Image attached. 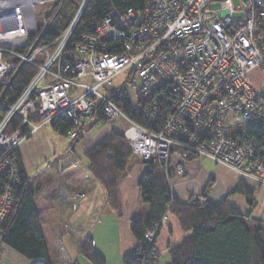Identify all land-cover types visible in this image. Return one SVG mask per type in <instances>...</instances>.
Masks as SVG:
<instances>
[{
  "label": "built area",
  "instance_id": "built-area-1",
  "mask_svg": "<svg viewBox=\"0 0 264 264\" xmlns=\"http://www.w3.org/2000/svg\"><path fill=\"white\" fill-rule=\"evenodd\" d=\"M215 1L220 5L212 10ZM87 2L81 0L54 43L41 45L63 1L57 7L58 0H0V106L6 108L0 121V224L21 182L19 145L59 115L72 119L68 136L75 139L99 104L107 124L123 120L130 125L133 154L159 164L171 194L170 170L182 175L185 163L200 157L263 186L264 89L258 91L245 78L255 70L264 73V38L258 34L264 27V0H240L239 6L234 0H148L139 10L113 8L68 56ZM37 4H48L42 26ZM25 64L36 73L7 105L6 89ZM124 72L121 87L114 88V79ZM86 77L91 83L82 81ZM105 88L108 94L101 91ZM115 98L126 101L138 119ZM15 118L18 126L9 131ZM146 237L155 250L156 230Z\"/></svg>",
  "mask_w": 264,
  "mask_h": 264
},
{
  "label": "trees",
  "instance_id": "trees-1",
  "mask_svg": "<svg viewBox=\"0 0 264 264\" xmlns=\"http://www.w3.org/2000/svg\"><path fill=\"white\" fill-rule=\"evenodd\" d=\"M147 1L88 0L69 41L67 51L72 53L74 44L81 36L92 33L113 8L139 10ZM69 6L66 1L63 2L51 27L41 38L43 45L54 42L67 28L77 8L72 5L73 11L69 10ZM258 34L264 38V27H261ZM35 73V67L25 64L11 80L3 96V102L7 105L13 104ZM115 101L129 117L138 119L126 101L119 98H115ZM100 109L101 104L93 117L102 123L105 118ZM5 112L6 108L0 106V121ZM164 115L161 111L159 124ZM18 123L19 119H13L8 130L15 129ZM85 125L83 124L79 129L76 140L71 144L73 147L81 142ZM51 126L55 132L63 136H68L69 131L74 127L72 119L66 115H59ZM113 126L106 137L86 151L85 156L90 161L91 173L102 184L106 191L107 202L114 209L117 208L118 183L136 162L132 159V150L127 145L124 135ZM253 130L261 136L259 129L253 128ZM17 164L21 182L13 189L12 208L0 224V243L12 247L33 263L43 259V264H52L35 210V194L29 187L27 177L21 168L18 153ZM147 164L148 168L142 174L138 185L141 200L149 205V212L144 217H134L131 220L130 231L135 239V248L123 256V264L159 263L160 254L148 242L146 232L153 230L154 224L160 222L167 212L179 219L182 230L187 234L180 245L169 248L168 264H264V220L251 217L256 206L257 188L242 179L218 205L206 201L205 194H202L194 204H183L171 194L167 175L159 164L157 162ZM232 194L243 195L249 208L241 211L232 206L228 201V196ZM80 253L92 264H105L104 257L96 251L93 239L90 237L81 244Z\"/></svg>",
  "mask_w": 264,
  "mask_h": 264
},
{
  "label": "crops",
  "instance_id": "crops-1",
  "mask_svg": "<svg viewBox=\"0 0 264 264\" xmlns=\"http://www.w3.org/2000/svg\"><path fill=\"white\" fill-rule=\"evenodd\" d=\"M49 133L46 127L39 130L20 144L17 153L29 187L35 194V210L52 264H92L80 253V246L88 237L93 239L94 247L104 257L105 264H123V256L135 248L130 222L134 217H144L149 212V205L141 200L138 185L148 164L137 161L119 181L117 208L113 209L107 202L102 184L91 173L90 161L85 156L86 151L99 142V135L92 130L84 133L80 155L75 152L76 146L70 143L71 148L69 145L66 151L74 155L65 162V153H60L63 146L51 140ZM185 170L182 175L174 173L171 180L173 195L183 204L205 194L206 201L218 205L221 198L242 180L227 167L204 158L191 159ZM248 184L257 188L256 201L261 199L264 203V187L253 182ZM228 201L241 211L249 208L241 194L229 195ZM251 217L264 220V208L258 210L255 206ZM46 226L50 228L49 239ZM103 228L108 230L104 233ZM186 236L179 219L166 213L157 238L159 254L161 249H165L169 256V248L180 245ZM0 264L33 262L7 244L0 243Z\"/></svg>",
  "mask_w": 264,
  "mask_h": 264
},
{
  "label": "rangeland",
  "instance_id": "rangeland-1",
  "mask_svg": "<svg viewBox=\"0 0 264 264\" xmlns=\"http://www.w3.org/2000/svg\"><path fill=\"white\" fill-rule=\"evenodd\" d=\"M63 2H65L64 0H62ZM61 0H58V4H57V7L60 5V3L62 2ZM80 1L81 0H67L66 2L68 3V5H70L68 8H69V10L70 9H72L73 8V6L72 5H75V7L74 8H76L77 6H78V4L80 3ZM234 4H235V6H239L240 5V0H234ZM219 2L218 1H215V2H213V3H211V5H210V8L212 9V10H217L218 8H219ZM62 7V6H61ZM48 8V4L46 5H36V7H35V13L37 14V20H38V24H39V26H40V24L42 23V20L44 19V12H45V10ZM77 9V8H76ZM73 10V9H72ZM74 11V10H73ZM49 17H50V15H49ZM49 17H48V19H49ZM52 25V24H51ZM66 30V29H65ZM65 32V31H64ZM64 32H62V34L64 33ZM62 34H60L59 36H61ZM58 36V37H59ZM57 37V38H58ZM56 38V39H57ZM56 39H55V41H56ZM54 41V42H55ZM54 42H52V43H54ZM40 44L41 45H43L41 42H40ZM49 51H51L50 49H49ZM73 54V51H72V53H69L68 51H67V49H66V55H68V56H71ZM257 72H253V73H251L248 77H246L245 79L248 81V83L252 86V87H254V88H256V89H258V91L259 90H263L264 89V73H263V71H260V70H256ZM127 74H128V72H124V73H122L120 76H118V77H116L115 79H114V81H113V83H114V88H120L121 87V84H122V82H123V80H125L126 79V76H127ZM82 81L83 82H88V83H91V79L89 78V77H86V78H84V79H82ZM81 91H83V89H81ZM101 91L103 92V93H105V94H108V90H107V88H105V89H101ZM99 110V109H98ZM95 119V118H94ZM93 119V120H94ZM90 121V120H89ZM84 124H86L87 125V123H84ZM113 126V123H109V124H107L106 123V121H103L102 123H99L98 122V124L97 125H95L91 130H92V133H96L97 135H99L98 136V139H100V140H102L104 137H106L108 134H109V132H110V129H111V127ZM46 127V129L48 128L49 130H50V132H51V134L49 133V138L51 139V140H55L58 144H59V146H63L62 147V149H61V154H64L65 153V162H67L70 158H71V155H74L71 151H66L67 150V148H68V146L70 145V143H72V142H74L75 140H76V138L75 139H73V140H71L70 138H69V136H63V135H60L59 133H57V132H55L54 130H53V128H52V126L51 125H47V126H45ZM82 127V126H81ZM80 127V128H81ZM113 127H115V129H117V130H119L123 135H124V137H125V139H126V143H127V145L129 146V144H128V142H129V139H130V133H131V128H130V125L127 123V122H124L123 120L122 121H119L118 123H117V125H114ZM44 127H42L41 129H43ZM79 128V129H80ZM84 128H85V126H84ZM83 128V129H84ZM40 129V130H41ZM79 129H78V131H79ZM90 130V131H91ZM78 131H77V136H78ZM84 131V130H83ZM38 132V131H37ZM36 132V133H37ZM84 133H85V131H84ZM34 135V134H33ZM32 135V136H33ZM85 135V134H84ZM32 136H30V137H32ZM83 138H84V136H83ZM82 138V139H83ZM99 140V141H100ZM130 147V146H129ZM69 148H71V145H70V147ZM132 150V149H131ZM75 152H76V154L77 155H80V153H82L83 152V147L81 146V143H79L76 147H75ZM81 156H83L82 154H81ZM200 158H204V159H209V158H205V157H200ZM132 159L135 161V162H141L142 161V159H140L139 157H137V156H135L134 154H133V152H132ZM194 159V158H193ZM191 160V159H190ZM189 160V161H190ZM210 160V159H209ZM64 161V160H63ZM170 162V161H169ZM188 162V161H187ZM186 162V163H187ZM186 163H185V165H186ZM216 164H218V163H216ZM219 165H222V164H219ZM170 166H171V163H170ZM169 166V167H170ZM223 166H225V165H223ZM226 167V166H225ZM229 170H231L232 172H234V173H236L240 178H241V176L237 173V172H235L234 171V169H232V168H229V167H227ZM171 169V167L169 168V170ZM171 171V175H170V180H172V178H173V175H174V173H176V172H174V171H172V170H170ZM185 172H186V170H185ZM185 174V173H184ZM242 179V178H241ZM243 180H245V179H243ZM245 181H247V180H245ZM248 183H249V181H247ZM261 187V186H260ZM262 187H264V185L262 186ZM259 192V191H258ZM225 197H226V195L225 196H223L222 198H221V201H223L224 199H225ZM200 198V197H199ZM177 200V199H176ZM198 199H194V203L197 201ZM178 201V200H177ZM173 203H174V201H172ZM172 203V204H173ZM194 203H190V204H194ZM76 206V205H75ZM74 206V208H76ZM256 206L258 207V210H261V209H263L264 208V203H262L261 202V199L260 200H257L256 201ZM167 213H169V212H167ZM164 220H165V216L162 218V220L160 221V222H158V223H156V224H154V229L156 230V237H155V251H158V249H157V238H158V235H159V232H160V229L162 228V226L164 225ZM155 225H157V227H155ZM108 229H105V228H103V231H104V233L107 231ZM45 232H46V237H47V239H49V237H50V228L48 227V226H46L45 227ZM110 237H112V236H110ZM113 237H114V233H113ZM148 240V239H147ZM148 242H150L149 240H148ZM168 255V253L166 252V250L165 249H161V251H160V261H159V263L158 264H166L167 262H168V259H169V256H167ZM168 258V259H167ZM166 259V260H165Z\"/></svg>",
  "mask_w": 264,
  "mask_h": 264
},
{
  "label": "water",
  "instance_id": "water-1",
  "mask_svg": "<svg viewBox=\"0 0 264 264\" xmlns=\"http://www.w3.org/2000/svg\"><path fill=\"white\" fill-rule=\"evenodd\" d=\"M97 124H98V119L95 118L94 120L89 122L87 125H85L84 131L89 132Z\"/></svg>",
  "mask_w": 264,
  "mask_h": 264
},
{
  "label": "bare ground",
  "instance_id": "bare-ground-1",
  "mask_svg": "<svg viewBox=\"0 0 264 264\" xmlns=\"http://www.w3.org/2000/svg\"><path fill=\"white\" fill-rule=\"evenodd\" d=\"M64 1H67V0H64ZM20 5V2L19 3H17V5L16 6H19ZM33 19H35V18H33ZM37 20V19H36ZM36 23V21L35 20H33V21H29V23H30V25L31 26H34L35 24L34 23ZM37 23H38V20H37ZM43 23H44V20H42V23L40 24V26H42L43 25ZM39 25V24H38ZM51 27V26H50ZM20 146V145H19Z\"/></svg>",
  "mask_w": 264,
  "mask_h": 264
}]
</instances>
